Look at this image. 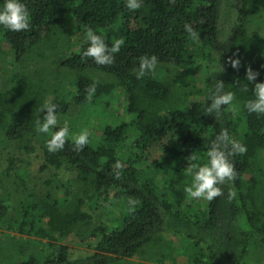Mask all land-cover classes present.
<instances>
[{
    "label": "trees",
    "instance_id": "obj_1",
    "mask_svg": "<svg viewBox=\"0 0 264 264\" xmlns=\"http://www.w3.org/2000/svg\"><path fill=\"white\" fill-rule=\"evenodd\" d=\"M260 1L142 0L139 9L129 10L125 0H23L30 28L14 32L0 26V40L20 61L44 39L56 35L58 44L64 41L73 50L60 66L76 74L69 83L71 92L53 91V84L30 87L28 82L0 92V131L6 140L23 142L27 150L37 146L44 168H64L75 174L79 194L71 189L66 197L54 198L49 190L41 194L23 185L15 188L20 192L23 187L22 198L15 197L10 187L8 195L0 194V227L42 239L40 253L21 252L14 264H111L158 242L169 247L160 253L158 263L175 264L170 249L184 256L186 264H249L253 260L258 247L264 246V189L260 186L264 170L257 165L264 152V115L249 114L245 103L254 99L255 82H264V35L258 29L250 34L254 6ZM262 10L258 9V16ZM258 18L259 23L264 21V16ZM185 24L200 34L198 41L189 38ZM90 29L109 45L123 37L112 64L97 65L83 57ZM71 33H76L74 41L68 36ZM145 55L157 56L156 68L164 71L155 69L137 79L140 57ZM233 60L239 61L235 68ZM171 68L197 73L192 100L172 99L164 81L165 71ZM249 68L258 73L254 82L246 79ZM86 70L112 76L127 98L123 119L105 123L98 138L91 134L90 145L77 150L72 138L80 130L70 122L69 112L74 107L84 111L116 86L97 81ZM217 81L235 94L219 115L208 112ZM49 103L57 106V125L50 131L65 124L69 128L64 148L57 152L46 147L50 136L35 130ZM221 129L247 149L230 157L236 179L221 185L223 194L210 202L189 200L184 192L192 183L188 167L207 162L208 150ZM10 172H0L2 187L9 185ZM45 182L47 188L55 180ZM230 191L236 193L231 200ZM72 199L76 203L68 210ZM87 202L114 222L109 227L105 224L109 219H102L81 233L78 238H85L90 248L77 250L62 241L79 224L91 220V213L83 208Z\"/></svg>",
    "mask_w": 264,
    "mask_h": 264
},
{
    "label": "rangeland",
    "instance_id": "obj_2",
    "mask_svg": "<svg viewBox=\"0 0 264 264\" xmlns=\"http://www.w3.org/2000/svg\"><path fill=\"white\" fill-rule=\"evenodd\" d=\"M258 9H263L261 16H258ZM254 11L250 34L253 35L256 29H258L257 31L264 35V21L259 23L258 18L264 16V0L255 4ZM68 36L74 41L76 33H71ZM57 40L58 38L56 35L44 39L30 52L26 53L20 61L14 59L9 45L0 40V92L5 94L9 87L20 86L27 82L30 83V87L36 86L43 88L53 84V91L65 93L66 90L71 92L69 83L76 73L62 68L60 63L61 59L73 50L68 45H65L64 41L58 44ZM74 49H76V47H74ZM163 71V68H156L157 73H162ZM193 72L194 71L191 73H184L181 69L177 68H171L165 71L164 81L170 86L172 99L174 101L186 103L192 100L194 91L196 90V84H192V82L195 80V77H197V73ZM86 73L97 81H108L116 85L111 94L103 96L95 103L85 106L84 111L79 112L78 108L74 107L68 114V117L70 116V122L80 131L88 130L92 135L98 138L105 123L120 122L123 119L122 117L125 112L127 98L126 91L124 88L120 87L116 79L101 71L86 70ZM197 84L200 86L199 83ZM24 97H26V95L21 96V99ZM144 103L149 104L146 100ZM62 118L65 120L66 116ZM3 133L4 132L0 131V172L9 169L12 177L8 186L2 187L0 185L1 195H8L9 192L7 187H10L12 192L14 191L15 197L19 195H21V198L24 197L23 187H21L20 192L15 190L18 185L27 186L30 190L34 189V191L41 194L49 190L54 198L66 197L71 189L79 194V185L74 181L75 174L71 171H66L64 168L58 170L52 167L44 168L43 157L37 146L32 150H27L25 148L26 146L22 145L23 142L6 140ZM77 133L79 132L77 131ZM28 147H30V145H28ZM257 165L260 166L261 171L264 170V152L261 153V160ZM54 173H56L57 176H55ZM48 179H54L55 182L52 183L51 186L45 188L47 186V182L45 181ZM260 186L264 189V181H261ZM13 201H16V198H14ZM75 203V199H72L69 202L71 208L68 210H71ZM83 208L91 213V220L88 223L79 224L78 227L62 241V243L77 250H87L90 248L86 246L87 243L84 241L86 240L85 238H78L81 233L101 223L102 219H109L105 223L109 227L113 226L114 222L110 215L103 217L90 202H87ZM41 240L42 239L34 235L0 227V264H14L17 260L16 257H20L21 252L38 251V253H40V250L43 248ZM89 243L92 242L90 241ZM173 245L176 244L173 243ZM168 248H165L161 242H158L151 247H145L143 251L134 257L120 258V260L114 261L111 264H172L170 260L166 263H158V260H160V253H164ZM258 250L257 255L249 264H264V246L258 247ZM169 253L171 257L173 256V258L176 259V261L174 260L175 264H186L185 257L180 255L177 250L170 249Z\"/></svg>",
    "mask_w": 264,
    "mask_h": 264
},
{
    "label": "clouds",
    "instance_id": "obj_3",
    "mask_svg": "<svg viewBox=\"0 0 264 264\" xmlns=\"http://www.w3.org/2000/svg\"><path fill=\"white\" fill-rule=\"evenodd\" d=\"M142 0H125V7L129 10H136L141 7ZM30 13L27 5L23 0H3L0 6V26L14 31H26L30 28ZM184 30L193 41L200 39V34L189 24L184 25ZM88 47L83 52V57H90L97 65H110L113 63L115 53H118L124 44L123 37H118L109 45L105 37L96 34L93 30H89L86 34ZM159 63L157 56L140 57L139 68L136 72V78L141 79L146 73L154 71ZM232 67H237L238 60L231 61ZM258 73L251 68L247 70L246 79L254 82ZM248 85H244L247 88ZM211 103L208 107L209 113H217L219 115L223 106L230 105L235 99V94L231 91L224 90L223 81H217L214 85V92L210 97ZM245 108L249 114L256 113L264 115V82H255L254 99H250L245 103ZM46 111L42 120L36 122V132L38 134H48L49 139L46 140V147L49 152H57L64 148L66 139L69 136V128L67 124L58 130L51 132L57 125V106L49 103L44 106L42 111ZM91 133L88 130H82L72 139L77 150H83L90 145ZM246 146L240 141L231 139L226 129L216 135L211 147L208 150L207 162L203 164H193L188 167L189 174L192 176V183L186 185L184 192L189 200L204 199L212 201L214 198L223 194L221 185L227 182H234L236 179L235 165L230 157L236 154L246 152ZM196 157H193L195 159ZM121 165L117 164V167ZM119 177L117 176V179ZM236 193L230 191L229 200L235 198ZM134 203V202H133Z\"/></svg>",
    "mask_w": 264,
    "mask_h": 264
}]
</instances>
